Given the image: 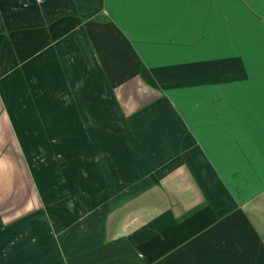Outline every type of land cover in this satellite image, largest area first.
I'll list each match as a JSON object with an SVG mask.
<instances>
[{
  "label": "crops",
  "instance_id": "obj_1",
  "mask_svg": "<svg viewBox=\"0 0 264 264\" xmlns=\"http://www.w3.org/2000/svg\"><path fill=\"white\" fill-rule=\"evenodd\" d=\"M2 135L0 264H264V0H0Z\"/></svg>",
  "mask_w": 264,
  "mask_h": 264
},
{
  "label": "rangeland",
  "instance_id": "obj_2",
  "mask_svg": "<svg viewBox=\"0 0 264 264\" xmlns=\"http://www.w3.org/2000/svg\"><path fill=\"white\" fill-rule=\"evenodd\" d=\"M4 141H5V139L3 138V135H2L1 138H0V147L1 146H5L4 145L5 144ZM23 141H24V144H25L24 146L26 147V150H27V152L29 154V155H27V158L29 159V162L31 160V163L34 164V165L44 163L47 159L50 162H56V163H54V165H52V166L58 167V170H54V173H55L54 175L57 178H61V173H62L61 170H60V166H61V163H62L61 155L51 154L50 153V154H48V156H46V154H45L46 152L44 150L45 149L44 148L45 147V145H44L45 140H43V143H42L43 146H39L38 142L36 143L34 140H32L30 138L23 139ZM59 142H61V140L54 139V143L55 144H58ZM7 144L8 145L5 148V151L6 150H10L13 153L14 149L9 148L10 145H9V143H7ZM41 147H43V148H41ZM0 150H1V148H0ZM32 152H34V153L32 154ZM0 162L2 164L8 162L7 161V155L3 156L2 155V151H0Z\"/></svg>",
  "mask_w": 264,
  "mask_h": 264
}]
</instances>
